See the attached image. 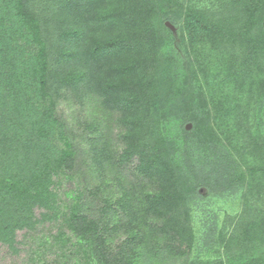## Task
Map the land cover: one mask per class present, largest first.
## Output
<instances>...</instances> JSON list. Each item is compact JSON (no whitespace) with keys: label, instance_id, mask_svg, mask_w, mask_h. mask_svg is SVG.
I'll return each instance as SVG.
<instances>
[{"label":"trees","instance_id":"obj_1","mask_svg":"<svg viewBox=\"0 0 264 264\" xmlns=\"http://www.w3.org/2000/svg\"><path fill=\"white\" fill-rule=\"evenodd\" d=\"M106 1L0 0V244L12 251L17 250L18 232L31 233L41 222L55 221L59 251L73 241L69 234L77 238L69 253L60 252L65 264L133 263L130 244L138 235L111 253L100 224L81 211L82 193L69 209L58 204L56 187L73 169L76 150L57 105L64 89H77L90 76L96 78L93 90L122 112L128 129L122 161L138 156L141 175L162 177L158 191L146 195L149 212L166 218L168 229L182 242L193 238L187 185L151 137L158 123L153 106L159 49L168 27L155 18L157 0H124L130 8L123 10ZM72 7L73 19L67 14ZM185 25L191 39L200 34L231 52V61L238 60L237 48L242 51L240 71L230 70L228 78L251 74V60L264 64V0H219L211 8L188 11ZM81 60L83 66L78 65ZM244 104L238 101L223 113L231 116L236 134L249 116ZM214 113L217 124L220 113ZM190 118L199 146L213 149L208 164L198 168L196 191L206 185L230 188L236 183L234 172L228 156L218 154L211 115ZM248 148L253 160L242 175L254 203L244 206L240 218L228 217L230 232L218 236V256L193 264H264V136H251ZM206 230L202 238L209 246L216 230ZM77 251L81 259L74 263Z\"/></svg>","mask_w":264,"mask_h":264},{"label":"rangeland","instance_id":"obj_2","mask_svg":"<svg viewBox=\"0 0 264 264\" xmlns=\"http://www.w3.org/2000/svg\"><path fill=\"white\" fill-rule=\"evenodd\" d=\"M107 1L106 4L117 5L122 10L130 8L124 0ZM218 3L219 0H157L155 13L156 19L169 23L175 31L168 27L167 37L159 49L161 67L153 106L158 123L151 137L158 152L174 165L187 185L192 240L186 238L182 242L168 229L166 218L149 212L146 195L158 191L162 177L141 175L138 156L122 161L128 129L122 112L107 105L105 97L93 90L96 78L90 76L77 89H64L57 105V115L76 150L73 169L56 187L58 204L64 210L69 209L78 203L82 193L81 211L89 220L100 224L111 253L133 239V235H138L130 244L132 264H193L216 258L220 251L218 236L230 230L228 217L240 218L244 206L254 203L247 193L242 172L253 160L248 148L251 136H264V64L256 66L251 60L250 69L254 70L251 74L240 79L228 78L226 74L235 72L238 67L236 71H240L242 51L237 48L238 60L231 61L227 59L231 52H224L220 45L211 44L200 34L191 39L185 25L188 11L211 8ZM67 14L73 19L75 8ZM127 31L135 32L130 28ZM82 61L78 62L79 66L84 65ZM238 101L247 103L242 108L244 113L249 111V116L242 119L241 132L236 134L231 116L225 117L223 113L227 106ZM214 111L220 113L217 124ZM195 114L211 115L213 119L218 131V154L228 156L226 159L236 180L230 188L214 189L206 185L196 191L198 168L208 164L213 149L210 144L199 146L194 124L188 122ZM209 226L215 228L216 237L208 246L202 237ZM57 231L58 223L46 221L39 223L31 233L18 232L17 250L0 244V264L67 263L61 253H69L77 238L69 234L73 241L59 251L53 238ZM190 240L191 248L187 245ZM73 256L74 263L81 259L78 251Z\"/></svg>","mask_w":264,"mask_h":264},{"label":"water","instance_id":"obj_3","mask_svg":"<svg viewBox=\"0 0 264 264\" xmlns=\"http://www.w3.org/2000/svg\"><path fill=\"white\" fill-rule=\"evenodd\" d=\"M166 25L167 27H170L173 31H175V29L169 23H167Z\"/></svg>","mask_w":264,"mask_h":264}]
</instances>
